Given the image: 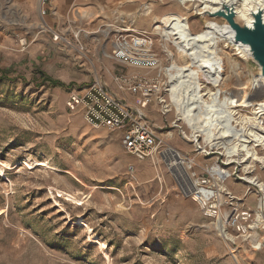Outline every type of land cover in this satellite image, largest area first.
<instances>
[{
  "label": "rangeland",
  "instance_id": "374dc122",
  "mask_svg": "<svg viewBox=\"0 0 264 264\" xmlns=\"http://www.w3.org/2000/svg\"><path fill=\"white\" fill-rule=\"evenodd\" d=\"M203 1L212 7L215 0ZM250 1L240 7L243 14ZM118 3L115 18L17 24L26 17L21 5L0 0V264H264V218L256 219L260 190L248 181H264V164L226 167L233 172L226 185L240 202L235 198L224 212L253 215L243 222L247 233L228 229L231 242L217 231L216 219L185 196L162 158L138 162L126 153L119 132L90 126L81 111H68L69 92L96 81L135 108L139 96L121 89L116 77L148 73L163 89L146 109L164 140L161 150L173 147L194 159L191 173L202 179L211 180L210 169L227 161L209 149L198 154L195 142L184 137L192 133L189 125L178 121L175 108L164 113L160 104L161 97L172 102L166 68L191 62L174 37H165L167 17L186 18L195 34L207 30V19L220 17L197 15L191 3L178 0H138L136 9H130L135 0ZM136 32L153 38L159 68H133L108 55L116 37ZM217 40L225 66L217 87L223 99L234 95L242 101L246 95L263 101L252 86L260 67L243 58L235 43L221 35ZM195 70L203 93L216 92L203 71ZM236 109L252 116V106ZM258 152L264 157L263 149ZM255 236L260 248L254 247Z\"/></svg>",
  "mask_w": 264,
  "mask_h": 264
},
{
  "label": "bare ground",
  "instance_id": "6f19581e",
  "mask_svg": "<svg viewBox=\"0 0 264 264\" xmlns=\"http://www.w3.org/2000/svg\"><path fill=\"white\" fill-rule=\"evenodd\" d=\"M178 1L181 4L180 0ZM183 1L185 2L187 0ZM245 1L246 0H215L211 2L212 7H207L203 0H189L187 3L193 5V13L197 15L205 14L203 16H210L209 13H214V11L221 9L224 3L229 6L232 5L237 20L241 23L252 25L254 20L253 14L261 9L264 11V0L247 2L245 5L246 14H243L240 7ZM186 4L183 5L185 6ZM219 19L222 18L207 19V30L195 34L190 29L189 22L186 18L177 15L167 17L165 24H167L168 21H170L171 24L165 28V37L167 39L174 37L183 57L188 58L191 62L184 66H179L174 62L172 67L169 69L166 68L168 73L172 72L174 68L177 71L174 75L166 73L170 77L171 88H169V92H171L172 102L168 105L167 100L161 97L160 104L162 105L164 113H170V111H173L175 108L178 112V121H183L189 125L192 133L189 135L187 132H184V137L195 142L198 148L197 150L199 151L198 154H200L201 150L204 154V152L209 149L213 152L212 154L224 156L227 160V164L236 162L243 166L245 163V169L251 170V164H247L250 160H252V162L264 164V157L258 152L259 149L264 150V100L256 102L255 99L252 100L247 98L246 95L242 101H239V98H234V95L231 98L225 97V99H223L222 91L217 87L225 79L223 75L225 66L224 59H222L218 53L219 44L217 36L221 35L226 41L235 43L243 58L247 59L250 55L247 45L245 46L234 42L233 38L235 33L233 28H231L224 19L225 22ZM170 56L172 59L174 58L171 52ZM160 66L161 65L154 67L153 69H157ZM153 69L148 71H153ZM195 69L203 71L206 80L215 88L216 92L208 90L207 93H203L204 86L200 80L198 71ZM160 71L162 72L163 69ZM142 74H144L150 82L155 80L148 78L151 77L148 73ZM138 75V73H135L134 77ZM157 76L162 79V73H159ZM258 77L259 78L253 80L252 86L254 90L261 91L264 95V77L261 75ZM157 86L158 89L154 94L156 98L160 97L159 95L161 94L160 89L162 87L160 81H158ZM206 94H209V101L205 98ZM239 106H252V116L240 115L239 110L236 109V107ZM203 142L204 145L202 144ZM217 150H221L222 152H217ZM161 155H163V161L166 162L168 169L173 172L178 180V184L181 186L185 196L192 195L193 200L197 201L201 208L206 210V214L216 219V229L220 235L233 242L234 237L222 226L221 220L237 216L236 218L249 221L252 212H238L236 210V213L233 215L225 212L220 213L218 216L212 214L211 203L215 205V201L213 200V198L215 199V193L207 185L214 182L216 186H219L222 192L219 194L218 199L222 203L224 202L227 204L228 201L225 198V194L230 193L234 199L236 198L226 185L227 181L233 178V172L219 164L209 171L212 180L208 178L202 179L194 177V174L191 173L190 168L193 162H195L194 159L188 161L186 155H183L173 147L165 148ZM159 158L161 157H157L156 161L159 162ZM39 165L44 166L45 163H39ZM226 173L229 177L226 176ZM248 181L255 184L260 191H264V181L256 177H250ZM251 194H255V192ZM249 196L251 195L249 194ZM67 199L71 200L73 198L68 195ZM236 200L238 199L236 198ZM239 202L238 200V203ZM262 206L263 202L259 198V213L256 219L258 216L259 219L264 218V213L261 209L263 208ZM81 223L84 224L83 222ZM261 245L262 243L259 241L258 236H255L254 247L260 248ZM238 264H240L239 260Z\"/></svg>",
  "mask_w": 264,
  "mask_h": 264
},
{
  "label": "built area",
  "instance_id": "2783aa9c",
  "mask_svg": "<svg viewBox=\"0 0 264 264\" xmlns=\"http://www.w3.org/2000/svg\"><path fill=\"white\" fill-rule=\"evenodd\" d=\"M45 1L40 0L42 6L46 4ZM41 13H45L43 8ZM58 35L55 36L57 40L59 38ZM111 47L108 55L126 65L148 69H153L160 65L161 61L155 52L153 38L144 33L121 34L113 40ZM116 78L121 89L127 88L130 93L139 96L135 108L111 91L106 84L96 81L88 87L69 92L66 102L68 111H81L85 121L90 126L109 128L112 131L119 132L126 153L133 156L138 162L150 160L156 162V158L159 156L164 160L163 155H161L164 151V149L161 150L164 140L157 135L146 114L147 107L152 103V96L158 89V82L153 84L154 81L150 82L147 78L140 75L128 77L122 74ZM162 91L163 89L161 88L160 93ZM223 164L224 168L230 165L226 161H223ZM226 176L229 177L227 173ZM207 185L215 193V199L213 198L215 205L211 203L212 214L218 216L224 212V207L233 205L235 199L228 193L225 194L228 203H222L218 199L219 194L222 192L221 188L216 186L214 182ZM259 198L263 202V208L261 209L264 213V191H260ZM225 213L233 215L236 210ZM236 217L233 216L221 220L222 226L227 231L232 229L234 232L247 233V225L243 224V222L246 223L247 221ZM251 218L252 215H250Z\"/></svg>",
  "mask_w": 264,
  "mask_h": 264
},
{
  "label": "crops",
  "instance_id": "0c3cea01",
  "mask_svg": "<svg viewBox=\"0 0 264 264\" xmlns=\"http://www.w3.org/2000/svg\"><path fill=\"white\" fill-rule=\"evenodd\" d=\"M15 1L26 14L25 19L18 20L17 24L115 18L118 16L115 12L121 9L118 6L119 0H46L42 7L40 0ZM135 1L136 4L130 9L138 6V0ZM42 8L45 10L44 14L41 13ZM170 13L172 12H167ZM38 53L40 50L35 51V54Z\"/></svg>",
  "mask_w": 264,
  "mask_h": 264
},
{
  "label": "water",
  "instance_id": "95a60500",
  "mask_svg": "<svg viewBox=\"0 0 264 264\" xmlns=\"http://www.w3.org/2000/svg\"><path fill=\"white\" fill-rule=\"evenodd\" d=\"M209 15L224 19L233 28L234 42L247 45L250 58L260 67L261 76L264 77V11L261 9L253 14L252 25L239 22L233 6L226 3Z\"/></svg>",
  "mask_w": 264,
  "mask_h": 264
}]
</instances>
